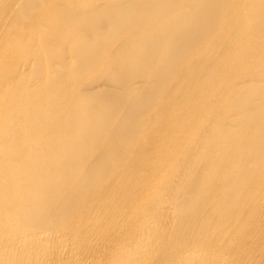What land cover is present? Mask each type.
Returning <instances> with one entry per match:
<instances>
[{"label": "bare ground", "instance_id": "obj_1", "mask_svg": "<svg viewBox=\"0 0 264 264\" xmlns=\"http://www.w3.org/2000/svg\"><path fill=\"white\" fill-rule=\"evenodd\" d=\"M0 264H264V0H0Z\"/></svg>", "mask_w": 264, "mask_h": 264}]
</instances>
